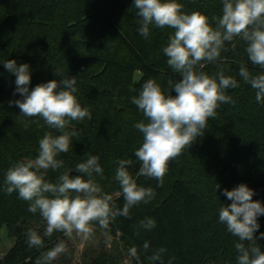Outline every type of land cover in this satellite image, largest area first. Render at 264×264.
<instances>
[{
    "label": "trees",
    "instance_id": "trees-1",
    "mask_svg": "<svg viewBox=\"0 0 264 264\" xmlns=\"http://www.w3.org/2000/svg\"><path fill=\"white\" fill-rule=\"evenodd\" d=\"M177 2L185 12L200 11L210 20L222 15V0ZM136 12L134 0H0V230L6 228L15 241L0 264H42L44 254L65 236L54 232L45 237L46 221L39 211L29 212V202L17 192L4 191L7 170L15 162L36 158L46 132L60 134L42 118L23 116L9 103L23 97L16 91V76L3 66L8 59L29 65L30 91L41 83L76 77L75 95L91 113V120L71 122L70 130L80 136L72 137L69 151L58 156L64 167L49 170L46 179L56 182L70 169V175H80L75 166L91 154L103 168V176L94 174V179L116 207L125 203L115 179L120 159L132 161L129 171L138 185L155 191L149 203L132 207L128 218L118 216L108 230L93 225L105 235H119L128 252L137 249L139 261L131 257L130 264H238V237L219 221V209L232 203L224 189L241 183L254 190L253 201L264 205V102L256 101L255 90L238 75L241 65L253 74L264 70L250 62L239 37L225 42L219 60L206 63L203 71L213 75L222 67L225 75L235 76L240 87L226 93L235 103L222 104L203 135L170 161L162 186L154 178L137 177L140 162L134 152L143 134L134 125L147 120L131 99L148 79L171 92L169 81L181 76L168 66L163 52L175 30L150 26L145 39L138 32ZM146 219H154L155 227H141ZM257 222L259 237L264 215ZM29 230L42 237L43 247L29 246ZM257 243L264 251V239ZM161 248V261L150 259ZM112 263L105 255L91 261Z\"/></svg>",
    "mask_w": 264,
    "mask_h": 264
},
{
    "label": "clouds",
    "instance_id": "clouds-1",
    "mask_svg": "<svg viewBox=\"0 0 264 264\" xmlns=\"http://www.w3.org/2000/svg\"><path fill=\"white\" fill-rule=\"evenodd\" d=\"M222 5V15H214L210 20L200 11L185 12L183 4L177 0H134L139 17L138 32L145 39L151 34L150 26L175 30L163 52L168 66L181 76L175 83L169 81L171 92H165L154 79H148L139 95L131 99L147 120L134 125L143 134L142 144L134 152L140 162L136 176L154 178L158 186L163 185L170 161L203 135L217 109L222 104L235 103L226 93L240 87L236 77L225 75L222 67L213 75L203 71L206 63L219 60L225 42L231 43L239 37L246 44L250 62L264 70V0H222ZM3 66L16 76V91L23 97L9 103H14L21 115L42 118L46 125L60 133L54 136L46 132L39 140L37 157L15 162L5 174L4 191L9 195L17 192L20 199L29 202V212L39 211L46 221L45 237L63 232L69 238L75 233L87 240L94 232V223L108 230L118 216L128 218L132 207L147 204L155 197L153 188L138 185L130 173L131 160L117 161L115 179L125 201L122 208L116 207L111 195L102 193L94 179V174L103 176L98 156L89 154L75 166L80 175H70L73 170L70 169L61 172L56 182L46 179L49 170L55 172L64 167V161L58 156L69 151L72 137L80 136L79 131L70 130L71 122L91 120V113L81 106L75 95L78 91L76 77L41 83L30 91L28 64L18 66L15 60L8 59ZM238 75L255 90L256 101L264 102V71L253 74L241 65ZM219 187L217 184V189ZM223 195L232 203L223 204L219 209V221L238 237L234 245L238 264H264V251L257 243L264 239V233L259 237L255 235L260 228L257 218L264 215V205L253 201L254 190L243 183L230 191L224 189ZM140 223L145 229L155 227L154 219ZM28 244L43 247L42 237L29 230ZM148 247L145 242L144 249ZM65 251L63 242L56 244L44 254L42 264H50ZM164 251L163 248L157 250L150 259L161 261ZM129 254L139 261L135 247Z\"/></svg>",
    "mask_w": 264,
    "mask_h": 264
},
{
    "label": "rangeland",
    "instance_id": "rangeland-1",
    "mask_svg": "<svg viewBox=\"0 0 264 264\" xmlns=\"http://www.w3.org/2000/svg\"><path fill=\"white\" fill-rule=\"evenodd\" d=\"M14 242L6 228H2L0 230V260L12 248ZM62 242L66 246V251L51 261L50 264H91L92 260L103 255L111 259L112 264L131 263V256L120 242L119 235L111 237L94 228L92 236L87 240L73 233L71 238L65 235ZM55 246L56 244L52 248Z\"/></svg>",
    "mask_w": 264,
    "mask_h": 264
}]
</instances>
